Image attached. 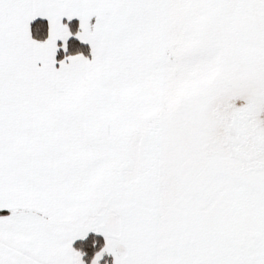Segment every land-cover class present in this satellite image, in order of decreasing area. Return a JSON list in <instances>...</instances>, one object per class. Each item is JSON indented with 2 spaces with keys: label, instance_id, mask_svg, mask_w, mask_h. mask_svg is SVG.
<instances>
[{
  "label": "snow or ice",
  "instance_id": "6c2138e0",
  "mask_svg": "<svg viewBox=\"0 0 264 264\" xmlns=\"http://www.w3.org/2000/svg\"><path fill=\"white\" fill-rule=\"evenodd\" d=\"M0 264H264V0H0Z\"/></svg>",
  "mask_w": 264,
  "mask_h": 264
}]
</instances>
